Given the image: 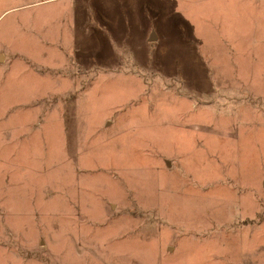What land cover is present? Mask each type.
<instances>
[{
  "label": "rangeland",
  "instance_id": "obj_1",
  "mask_svg": "<svg viewBox=\"0 0 264 264\" xmlns=\"http://www.w3.org/2000/svg\"><path fill=\"white\" fill-rule=\"evenodd\" d=\"M0 264H264V0H0Z\"/></svg>",
  "mask_w": 264,
  "mask_h": 264
},
{
  "label": "water",
  "instance_id": "obj_2",
  "mask_svg": "<svg viewBox=\"0 0 264 264\" xmlns=\"http://www.w3.org/2000/svg\"><path fill=\"white\" fill-rule=\"evenodd\" d=\"M154 38V32L151 33L149 39H153Z\"/></svg>",
  "mask_w": 264,
  "mask_h": 264
}]
</instances>
